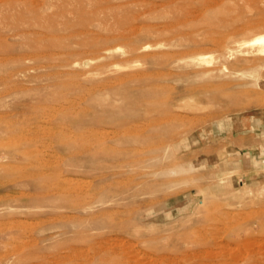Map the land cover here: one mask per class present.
Wrapping results in <instances>:
<instances>
[{
	"label": "rangeland",
	"instance_id": "rangeland-1",
	"mask_svg": "<svg viewBox=\"0 0 264 264\" xmlns=\"http://www.w3.org/2000/svg\"><path fill=\"white\" fill-rule=\"evenodd\" d=\"M261 32L264 0H0V264H264Z\"/></svg>",
	"mask_w": 264,
	"mask_h": 264
},
{
	"label": "bare ground",
	"instance_id": "bare-ground-1",
	"mask_svg": "<svg viewBox=\"0 0 264 264\" xmlns=\"http://www.w3.org/2000/svg\"><path fill=\"white\" fill-rule=\"evenodd\" d=\"M250 44L251 45H256V48H255V51L257 52V53H260V54H264V32H261V33H257V34H255V35H253V37L250 39ZM97 43V42H96ZM146 46V45H145ZM148 47V46H147ZM145 49V48H144ZM89 62V61H88ZM73 65V64H72ZM223 68H220V70H222ZM224 70V69H223ZM21 134V133H20ZM22 137H24V136H22ZM10 140V139H9ZM15 141H16V138L14 139ZM20 140V139H19ZM11 141H12V139H11ZM13 142V141H12ZM82 179V178H81ZM69 180V179H68ZM73 180V179H72ZM66 181V180H65ZM68 182V181H67ZM70 182V181H69ZM75 183H76V181H74ZM80 182V181H79ZM78 184V183H77ZM69 186H70V184H69ZM72 187V186H71ZM77 187V186H76ZM82 187V186H81ZM63 188V187H62ZM61 188V189H62ZM66 188V187H65ZM40 195H45L44 193H40ZM250 217V216H249ZM249 240V239H248ZM248 240H246V242H248ZM264 242V241H263ZM249 243L250 242H248V244L247 243H245V244H247V246H245L246 248H247V250H248V245H249ZM242 244H244V243H242ZM244 244V245H245ZM253 244V243H252ZM263 244V243H262ZM98 247V246H97ZM230 247V246H229ZM244 247V246H243ZM242 247V248H243ZM80 248V247H79ZM101 248V247H100ZM104 248V247H103ZM15 249V248H14ZM244 249V248H243ZM80 250V249H79ZM240 250V249H239ZM113 251V250H112ZM208 251V250H207ZM210 251H212V250H210ZM238 251V250H237ZM241 251V250H240ZM243 251V250H242ZM248 251H250V250H248ZM253 251V250H252ZM245 252L244 254L246 255H244L245 256V258L246 259H248L249 260V257L250 256H252L251 254L253 253V252ZM213 252V251H212ZM234 252V251H233ZM232 251H231V256L233 255V256H235L236 255V253H234V254H232L233 253ZM263 252V251H262ZM208 253H210V252H208ZM217 253V252H216ZM239 253V252H238ZM238 253H237V256H238ZM242 253V252H241ZM260 253V252H259ZM77 254V253H76ZM196 254V253H195ZM240 255V254H239ZM260 255L262 256V254L260 253ZM236 256V258H238V257H240V256H242V255H240V256H238L237 257ZM264 256V255H263ZM257 257V256H256ZM233 258V257H232ZM242 259V258H241ZM227 261V260H226ZM231 262H234V261H231ZM236 262V261H235ZM223 263V262H222ZM225 263V262H224ZM248 263V262H247ZM252 264V263H251Z\"/></svg>",
	"mask_w": 264,
	"mask_h": 264
}]
</instances>
